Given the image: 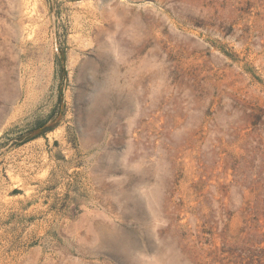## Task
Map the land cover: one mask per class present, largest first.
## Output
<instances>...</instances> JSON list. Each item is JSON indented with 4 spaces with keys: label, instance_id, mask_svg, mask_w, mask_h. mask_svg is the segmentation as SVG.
I'll use <instances>...</instances> for the list:
<instances>
[{
    "label": "rangeland",
    "instance_id": "1",
    "mask_svg": "<svg viewBox=\"0 0 264 264\" xmlns=\"http://www.w3.org/2000/svg\"><path fill=\"white\" fill-rule=\"evenodd\" d=\"M0 187V264H264V0H0Z\"/></svg>",
    "mask_w": 264,
    "mask_h": 264
},
{
    "label": "bare ground",
    "instance_id": "2",
    "mask_svg": "<svg viewBox=\"0 0 264 264\" xmlns=\"http://www.w3.org/2000/svg\"><path fill=\"white\" fill-rule=\"evenodd\" d=\"M121 73V72H120ZM105 97H106V95L104 94L103 95V97H102V101L105 99ZM87 134V133H86ZM96 145V144H95ZM10 168V170L12 171V169H13V166L12 167H9ZM9 170V171H10ZM16 171V170H15ZM13 179V178H12ZM90 179V178H89ZM92 180V179H91ZM41 187H45L46 186V184L44 183V181H42L41 183ZM0 189H1V187H0ZM13 190H15V189H13ZM2 190H0V197H1V194H2V192H1ZM91 197H93L92 195H91ZM2 198V197H1ZM93 203V202H92ZM0 206H1V208L3 207V203H2V200L0 199ZM2 210V209H1ZM93 228H94V230H93V232H97L98 230H99V225H98V223L96 222V220H94V223H93ZM93 238H92V240H94V236H92ZM95 243V242H94ZM92 244V246H91V248H87V247H85V246H81L80 244L78 245V246H75V248H74V250L79 254V255H81L83 258H84V260H86V259H97V257L99 256V253H98V250H96L95 248H94V245L95 244ZM72 247V246H71ZM68 248H69V246H68ZM82 263H85L86 261H81Z\"/></svg>",
    "mask_w": 264,
    "mask_h": 264
},
{
    "label": "trees",
    "instance_id": "3",
    "mask_svg": "<svg viewBox=\"0 0 264 264\" xmlns=\"http://www.w3.org/2000/svg\"><path fill=\"white\" fill-rule=\"evenodd\" d=\"M55 126L47 125L45 123L38 125L36 128H34L32 130L33 135H32V139H35L39 136H42L44 134H46L47 132L51 131Z\"/></svg>",
    "mask_w": 264,
    "mask_h": 264
}]
</instances>
